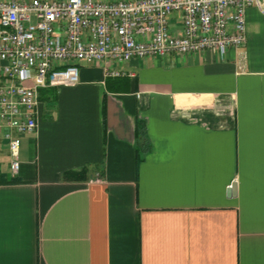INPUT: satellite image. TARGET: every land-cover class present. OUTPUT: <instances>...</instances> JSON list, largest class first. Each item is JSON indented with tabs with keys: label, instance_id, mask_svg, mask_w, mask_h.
Returning <instances> with one entry per match:
<instances>
[{
	"label": "crops",
	"instance_id": "crops-1",
	"mask_svg": "<svg viewBox=\"0 0 264 264\" xmlns=\"http://www.w3.org/2000/svg\"><path fill=\"white\" fill-rule=\"evenodd\" d=\"M245 32L222 54L130 58L115 89L79 64L38 95L14 173L0 138V264H264L263 4Z\"/></svg>",
	"mask_w": 264,
	"mask_h": 264
},
{
	"label": "built area",
	"instance_id": "built-area-1",
	"mask_svg": "<svg viewBox=\"0 0 264 264\" xmlns=\"http://www.w3.org/2000/svg\"><path fill=\"white\" fill-rule=\"evenodd\" d=\"M264 0H0V138L8 169L36 126L40 88L71 84L79 64L133 76L130 58L211 49L246 39L245 8Z\"/></svg>",
	"mask_w": 264,
	"mask_h": 264
},
{
	"label": "trees",
	"instance_id": "trees-1",
	"mask_svg": "<svg viewBox=\"0 0 264 264\" xmlns=\"http://www.w3.org/2000/svg\"><path fill=\"white\" fill-rule=\"evenodd\" d=\"M106 86L112 87L113 89L118 88L120 85H125V79L120 76H106L105 78ZM112 84V85H111ZM43 92L45 95L50 96L52 94L50 87H43L39 89V97ZM134 140H135V157L136 160L140 159L142 153L148 149L149 143L147 136L145 134V126L144 121L140 117H136L134 121ZM64 175L67 177H84L85 176V168L80 169H71L64 171Z\"/></svg>",
	"mask_w": 264,
	"mask_h": 264
},
{
	"label": "water",
	"instance_id": "water-1",
	"mask_svg": "<svg viewBox=\"0 0 264 264\" xmlns=\"http://www.w3.org/2000/svg\"><path fill=\"white\" fill-rule=\"evenodd\" d=\"M234 189H235V183L230 182L229 186L226 188V195L231 196L234 194Z\"/></svg>",
	"mask_w": 264,
	"mask_h": 264
}]
</instances>
